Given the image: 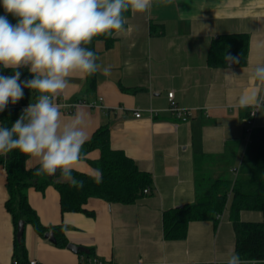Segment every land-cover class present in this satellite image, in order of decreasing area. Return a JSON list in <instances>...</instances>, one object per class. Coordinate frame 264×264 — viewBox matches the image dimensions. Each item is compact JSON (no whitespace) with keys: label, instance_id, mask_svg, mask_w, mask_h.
<instances>
[{"label":"crops","instance_id":"1","mask_svg":"<svg viewBox=\"0 0 264 264\" xmlns=\"http://www.w3.org/2000/svg\"><path fill=\"white\" fill-rule=\"evenodd\" d=\"M2 10L0 2V16ZM125 28L115 33L110 48L96 41L98 63L111 70L97 72L93 89H86L88 75H72L60 101L85 103L72 112L63 111L62 121L70 122L81 111L89 139L98 128L108 126L112 148L122 150L152 175L150 190L133 203L90 197L84 205L89 212H83L62 211L54 185L43 191L30 187L28 199L41 223L49 228L47 232L61 226L67 244L58 246L55 233L53 242L47 232L41 235L25 223V260L202 264L217 259L225 264L236 243L228 208L217 222L191 221L183 239L165 237L163 217L165 211L196 200L195 155L206 156L200 164L206 174L236 177L233 169L240 166L250 142L244 126L250 108L238 107L237 101L245 90L258 86L249 77L255 67L264 65V0H152L148 12L127 17ZM225 33H247L248 54L239 64L231 63L228 56L225 66L211 67L210 44ZM170 90L181 107L192 110L190 119L169 110ZM261 109L255 127H264ZM100 157L99 149H91L75 171L100 176ZM36 165L38 161L28 157L26 167ZM58 179L66 181L62 176ZM8 197L7 173L0 165V264L14 260L15 229L6 208ZM241 218L264 222V213L246 210ZM69 243L84 249L72 250Z\"/></svg>","mask_w":264,"mask_h":264},{"label":"clouds","instance_id":"2","mask_svg":"<svg viewBox=\"0 0 264 264\" xmlns=\"http://www.w3.org/2000/svg\"><path fill=\"white\" fill-rule=\"evenodd\" d=\"M6 13L17 18L12 24L0 16V66L14 75H0V112L24 97V88L36 93L35 102L22 110L11 127L0 125V155L13 150L38 161L37 176L59 173L70 185L82 189L84 181L73 176L89 139L84 114L77 110L63 122L64 109L76 105L60 103L74 73L94 75L110 67L87 45L94 37L126 31V13H146L152 0H0ZM233 62L238 58L229 57ZM27 67L31 79L21 81L20 68ZM234 77V75H228ZM249 79L257 84L238 98L240 108H264V65L255 67ZM100 179L99 174L96 177ZM225 264H264V260L242 258L234 250Z\"/></svg>","mask_w":264,"mask_h":264},{"label":"trees","instance_id":"3","mask_svg":"<svg viewBox=\"0 0 264 264\" xmlns=\"http://www.w3.org/2000/svg\"><path fill=\"white\" fill-rule=\"evenodd\" d=\"M131 12L126 13L129 17ZM2 15H7L8 20L15 24L17 18L2 10ZM102 40L106 48H110L115 41V33L112 36L101 35L94 37L87 47L96 53V41ZM250 38L247 33H225L212 40L207 62L211 67H223L227 64L228 56L238 58L236 64L241 63L249 51ZM21 81L31 79L27 67L19 69ZM0 75H14L12 69H4L0 66ZM97 73L87 78L86 89L91 90L96 86ZM36 93L24 88V97L21 103L35 102ZM20 106L8 104L7 108L0 112L2 126L11 127L22 113ZM97 148L101 151V157L97 163L100 171V179L74 171L73 176L83 180L82 189L75 188L68 181H62L59 173L54 176H37L35 171L39 165L32 168L26 167L28 156L13 150L7 155H0V165L7 173V188L9 197L6 208L11 213L15 229L14 259L26 264V247L24 234L18 237V221L25 220L31 223L35 230L45 235L48 227L44 226L36 210L28 199V189L35 187L43 191L48 185H54L60 192L62 211L89 212L85 203L90 197H98L110 202L133 203L144 194V188L152 183V175L139 169L137 163L122 150L114 149L110 143V128L102 126L98 128L83 147L84 157L88 151ZM206 156L195 155L196 165V200L169 209L164 212L163 223L166 238L183 239L187 236L188 225L195 220L218 221L219 216L228 208L232 220L236 243L235 251L242 258H256L264 260V222L243 220L241 212L246 210L261 211L264 213V127H255L251 134L250 142L246 147L238 168L235 179L230 176L212 177L200 169L202 158ZM57 238L58 246H66L67 240L62 233L61 226L51 227ZM83 254V253H82Z\"/></svg>","mask_w":264,"mask_h":264},{"label":"built area","instance_id":"4","mask_svg":"<svg viewBox=\"0 0 264 264\" xmlns=\"http://www.w3.org/2000/svg\"><path fill=\"white\" fill-rule=\"evenodd\" d=\"M168 98H169V110L173 114H175L176 116L182 118L183 120H188V119L191 118V116H192V110L190 108L181 107L178 104V102L176 101V98H175V92H174V90H170L168 92ZM59 102L60 103H64V102L60 101V99H59ZM29 103H34V102L21 103V102L18 101L16 104H14V105L12 104V106H20L22 109H25L29 105ZM83 103H85L83 100H78L77 102L67 103V104H71V105H76L77 106V105H80V104H83ZM74 109L75 108H68V109H64L63 111L69 113V112H72ZM259 110L250 108L249 109V112H248V116L245 119L244 126H245V131H246V133L249 136V139L251 138V134H252L253 130L255 129V119H256V116H257ZM152 111L153 110H151V112ZM135 115L137 117H140L141 116V111L140 110H136L135 111ZM238 168L239 167H236V168L233 169V173H234L235 176L238 173ZM149 190L150 189L148 187L144 188V193H148ZM222 215L223 214H221L219 216V218L222 217ZM82 263H85V264H108V263H105L104 261H102L100 259H96V258L89 259V260L86 259L85 261L80 262V264H82ZM11 264H23V263L17 262L14 259L11 262ZM26 264H38V261L36 259H31ZM202 264H222V262L219 261V260H217V259H212V260L203 262Z\"/></svg>","mask_w":264,"mask_h":264},{"label":"water","instance_id":"5","mask_svg":"<svg viewBox=\"0 0 264 264\" xmlns=\"http://www.w3.org/2000/svg\"><path fill=\"white\" fill-rule=\"evenodd\" d=\"M231 63H233V61H231ZM8 156V155H7ZM24 227H25V220L23 219H20L18 221V231H17V235L18 237H21V235L23 234L24 232ZM46 236L50 238L51 241L55 242L56 241V238H55V235H54V231H49L46 233ZM68 247L72 250H83L84 248L82 247H79V246H76L74 244H68Z\"/></svg>","mask_w":264,"mask_h":264},{"label":"rangeland","instance_id":"6","mask_svg":"<svg viewBox=\"0 0 264 264\" xmlns=\"http://www.w3.org/2000/svg\"><path fill=\"white\" fill-rule=\"evenodd\" d=\"M261 110H264V108H262ZM227 176H229V173H228V175Z\"/></svg>","mask_w":264,"mask_h":264}]
</instances>
